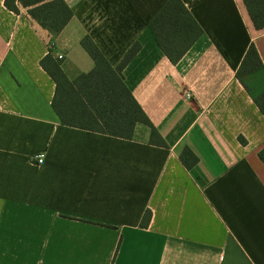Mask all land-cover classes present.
Segmentation results:
<instances>
[{"label":"crops","instance_id":"crops-1","mask_svg":"<svg viewBox=\"0 0 264 264\" xmlns=\"http://www.w3.org/2000/svg\"><path fill=\"white\" fill-rule=\"evenodd\" d=\"M63 1L54 35L0 0V264H264V30L242 0H180L202 35L176 64L148 29L168 0ZM84 37L112 68L139 45L123 83L165 147L143 125L131 140L60 125L40 61L90 72ZM251 43L247 93L235 75Z\"/></svg>","mask_w":264,"mask_h":264},{"label":"trees","instance_id":"trees-1","mask_svg":"<svg viewBox=\"0 0 264 264\" xmlns=\"http://www.w3.org/2000/svg\"><path fill=\"white\" fill-rule=\"evenodd\" d=\"M242 2L253 29L264 30V0ZM4 6L15 14L24 10L30 19L54 35L72 19V12L63 0H4ZM148 29L172 64L180 61L202 35L200 26L180 0H168L149 23ZM81 46L92 59L94 67L72 81L66 78L61 61L55 57L48 54L40 61V66L55 84L51 108L60 125L125 140L133 138L136 125H143L150 131L149 144L165 147L164 141L123 83L122 70L137 53L139 45H133L115 68L107 63L89 38L84 37ZM261 69L262 62L251 43L235 75L247 93L250 90L243 78ZM253 102L264 116V90L253 98ZM258 158L264 166V148L259 151ZM180 161L189 169L196 164L197 158L184 149ZM150 215L149 211L144 213L142 226H146Z\"/></svg>","mask_w":264,"mask_h":264},{"label":"built area","instance_id":"built-area-1","mask_svg":"<svg viewBox=\"0 0 264 264\" xmlns=\"http://www.w3.org/2000/svg\"><path fill=\"white\" fill-rule=\"evenodd\" d=\"M63 58H64V56L62 55V54H57L56 55V59L57 60H59V61H61V60H63ZM186 97L188 98L189 97V95L188 94H186ZM43 155H37V156H34V159L36 160V164H42V162H43Z\"/></svg>","mask_w":264,"mask_h":264}]
</instances>
